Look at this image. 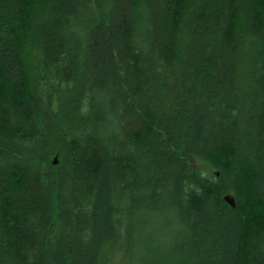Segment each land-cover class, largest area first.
Wrapping results in <instances>:
<instances>
[{"label": "trees", "instance_id": "1", "mask_svg": "<svg viewBox=\"0 0 264 264\" xmlns=\"http://www.w3.org/2000/svg\"><path fill=\"white\" fill-rule=\"evenodd\" d=\"M0 264H264V0H0Z\"/></svg>", "mask_w": 264, "mask_h": 264}, {"label": "water", "instance_id": "2", "mask_svg": "<svg viewBox=\"0 0 264 264\" xmlns=\"http://www.w3.org/2000/svg\"><path fill=\"white\" fill-rule=\"evenodd\" d=\"M228 201L232 204V202L230 200H228Z\"/></svg>", "mask_w": 264, "mask_h": 264}, {"label": "rangeland", "instance_id": "3", "mask_svg": "<svg viewBox=\"0 0 264 264\" xmlns=\"http://www.w3.org/2000/svg\"><path fill=\"white\" fill-rule=\"evenodd\" d=\"M196 168H198V166L195 165Z\"/></svg>", "mask_w": 264, "mask_h": 264}]
</instances>
